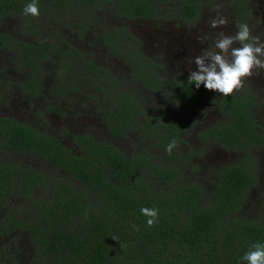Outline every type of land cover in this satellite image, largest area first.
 <instances>
[{"label":"trees","instance_id":"1","mask_svg":"<svg viewBox=\"0 0 264 264\" xmlns=\"http://www.w3.org/2000/svg\"><path fill=\"white\" fill-rule=\"evenodd\" d=\"M31 2L0 0V18L29 21L30 30L43 18V25L53 29L54 23L84 12L88 16L71 24L85 33L102 8H113L126 18L153 19L172 0H37L39 17L24 15V6ZM174 2L167 16L196 18L199 0ZM99 37L113 54L132 62V78L178 111L190 113L196 102L211 95L186 77L163 79L159 66L143 55L126 53L128 44L119 41L132 36L125 28L106 26ZM0 47L13 51L22 65L32 69L57 58L58 82L82 78L102 95L105 109L101 112L110 134L122 136L127 129H136L165 151L160 159L147 151L126 155L113 144L82 134L73 138L79 151L74 154L60 139L0 116V155L34 153L69 175L63 179L37 172L0 156V237L4 240L0 264H247L244 254L254 244L264 243V199L253 214L242 212L249 189L257 184L254 157L246 148L264 144L251 114L255 96L247 92L225 96L217 104L225 121L200 132L198 138L204 143L214 140L245 152L240 163L212 170L214 179L206 190L183 173L191 152L180 153L178 147L166 151L172 140L187 146L181 125L163 120L154 109L144 110L132 94L119 90L110 70L94 64L80 49L56 34L34 44L0 33ZM189 167L194 172L195 166ZM37 187L46 195L35 198ZM15 199L29 202V209L13 207ZM143 207L159 209L154 227L147 225ZM22 238L30 248L19 259L9 242Z\"/></svg>","mask_w":264,"mask_h":264},{"label":"rangeland","instance_id":"2","mask_svg":"<svg viewBox=\"0 0 264 264\" xmlns=\"http://www.w3.org/2000/svg\"><path fill=\"white\" fill-rule=\"evenodd\" d=\"M172 6V2L162 6L155 18L147 20L121 18L115 15L113 9L105 7L93 15L92 24L85 33H80L71 24L72 21L88 16L84 12H78L70 18L72 20L65 23L63 20L54 23L53 29L43 25V18L37 23L36 29L30 30L29 21L2 17L0 33L34 44L56 34L61 40L80 49L94 64L110 70L119 90L132 94L144 110L154 109L163 120L176 121L181 125V135L187 146L178 144V149L180 153L191 152L189 165L195 166L194 172L189 171L188 165L183 173L209 190L210 180L214 179L212 170L221 165L237 164L245 158L241 150L217 142L205 144L198 138L206 127L223 122L224 118L219 114L217 104L224 96L207 90L211 95L196 102L190 113L178 111L172 105L166 104L158 94L147 90L140 81L132 78L129 61L105 48L99 33H103L106 26L121 25L128 34H135L140 47L149 57L159 61L163 79L182 78L189 76L190 69L196 70L193 61L202 50L210 47L215 50L214 41L221 32L234 35L240 24L247 23L251 34L264 42V0H199L200 7L196 18L187 22L167 16ZM220 15L227 18V25L210 27L211 20ZM56 61L57 58L51 57L39 64L37 69H32L22 65L13 51L0 47V116L60 139L74 154L79 151L73 138L87 134L97 141L113 144L126 155L147 151L157 159L165 157L164 150L154 146L150 139L144 138L136 129H127L122 136L110 134L101 112V109H105L102 95L95 92L82 78L73 76L64 82H58L61 66ZM245 91L256 98V106L251 114L255 121L258 120L259 130L264 135V70L254 73L245 81L243 89L234 95ZM254 150L248 155L254 157L257 184L247 193L246 205L242 211L245 215L253 214L259 201L264 199V146ZM0 156L10 164L32 168L63 179L69 178L66 172L54 168L34 153L6 151ZM45 191L40 187L35 188V198L46 195ZM11 203L17 209L30 207L29 202L18 199ZM2 238L0 237V244H3ZM9 244L11 250L19 255V259L25 257L30 248L24 238L20 241L15 239Z\"/></svg>","mask_w":264,"mask_h":264},{"label":"clouds","instance_id":"3","mask_svg":"<svg viewBox=\"0 0 264 264\" xmlns=\"http://www.w3.org/2000/svg\"><path fill=\"white\" fill-rule=\"evenodd\" d=\"M24 15L39 17L40 9L37 0H32L24 6ZM228 20L220 15L210 22V27L226 26ZM239 45L238 47L235 45ZM214 48L202 50L193 63L196 70H189L188 81L197 89L203 85L207 90L220 93L223 96H232L243 89L245 81L254 73L264 70V42L258 36L251 34L247 23L238 26L234 35L219 33L214 41ZM178 147L176 140H172L166 147L171 153ZM141 213L147 217V225L154 227L159 221L158 208H141ZM135 228V225H133ZM117 240V237H112ZM247 264H264V243H257L242 257Z\"/></svg>","mask_w":264,"mask_h":264},{"label":"flooded vegetation","instance_id":"4","mask_svg":"<svg viewBox=\"0 0 264 264\" xmlns=\"http://www.w3.org/2000/svg\"><path fill=\"white\" fill-rule=\"evenodd\" d=\"M172 2L173 3H175L174 2V0H172ZM111 9H113V8H111ZM113 12L115 13L116 11L113 9ZM197 14H198V12H197ZM197 14H196V16H197ZM116 15V14H115ZM117 16V15H116ZM119 17H121V18H126V17H124V16H119ZM175 19H179L180 21H188V20H185V19H181V18H176V17H174ZM127 19H133V18H127ZM135 19H140V18H135ZM147 20V19H146ZM90 25V24H89ZM117 27H122L121 25H116ZM123 28V27H122ZM131 36H132V38H126L124 41H119V43H125V44H128V48L127 47H125V51H126V53H128L129 55H132V56H135V55H143V57H145V58H147L149 61H151L152 63H154L155 65H157V66H159L160 67V71L158 72V74H160L161 75V64L159 63V61L158 60H156V58H154V57H149L146 53H145V51L143 50V48H141L140 47V44L137 42V39L135 40L134 39V33L133 34H130ZM101 42H102V40H101ZM103 44V43H102ZM124 44V45H125ZM103 46L105 47V48H107L106 47V45H104L103 44ZM139 61H141V60H139ZM131 63L132 62H129V65H130V67H131ZM193 67L194 68H196V66L195 65H193ZM183 78V77H182ZM186 78H189V76H186ZM167 79V78H166ZM245 92H247L248 93V91H245ZM240 96L241 95V93L240 94H236V96ZM232 96H234V95H232ZM225 97V96H224ZM224 97H222L221 99H220V101L219 102H221V100L224 98ZM255 102H256V99H255ZM256 105H254L253 106V108L255 107ZM253 108H252V110H253ZM252 112V111H251ZM219 114L224 118V120H223V122L225 121V115L224 114H222V113H220L219 112ZM254 120H255V118H254ZM220 123H222V122H220ZM220 123H218V124H220ZM259 122H258V120H256V124H258ZM217 124V125H218ZM259 125V124H258ZM213 126H216V125H213ZM212 127V126H211ZM211 127H206V129H204V130H208V129H210ZM257 131H258V133H262V132H260V130H259V127H257ZM264 136V135H263ZM215 141L214 140H210V142L208 141V142H205V144H208V143H214ZM204 143V142H203ZM260 146H264V144H253L252 146H249L248 148H246V150H247V153L248 154H251V151L253 150V151H255L254 149L255 148H259ZM241 151L244 153V156H245V152H244V150H242L241 149ZM241 162V161H240ZM239 162V163H240Z\"/></svg>","mask_w":264,"mask_h":264}]
</instances>
